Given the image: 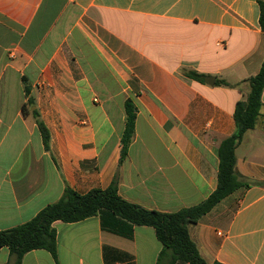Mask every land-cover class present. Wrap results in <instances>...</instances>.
Returning a JSON list of instances; mask_svg holds the SVG:
<instances>
[{"label":"crops","instance_id":"obj_1","mask_svg":"<svg viewBox=\"0 0 264 264\" xmlns=\"http://www.w3.org/2000/svg\"><path fill=\"white\" fill-rule=\"evenodd\" d=\"M260 1L0 0V231L33 219L66 188L84 195L116 175L119 195L146 209L173 213L206 200L218 187L220 146L236 132L237 102L264 61ZM129 98L135 134L121 161ZM261 101L236 149L246 185L188 225L208 264H264V89ZM53 227L56 256L32 250L21 264L171 260L153 227L108 210ZM13 260L3 247L0 264Z\"/></svg>","mask_w":264,"mask_h":264},{"label":"trees","instance_id":"obj_2","mask_svg":"<svg viewBox=\"0 0 264 264\" xmlns=\"http://www.w3.org/2000/svg\"><path fill=\"white\" fill-rule=\"evenodd\" d=\"M259 6V23L264 32V0L259 2ZM184 73L191 79L205 80L204 75L195 71L189 70ZM247 82L250 87L249 92L245 99L237 102L234 113L236 132L225 139L220 146L218 187L206 200L173 213L146 209L128 202L119 195L116 175L108 188L95 189L84 195L66 188L58 201L46 206L33 219L0 231V250L3 247L10 249L14 259L13 264H21L26 253L37 249H45L56 256V231L53 227L55 221L78 222L97 215L102 210H108L134 225L153 227L157 238L163 245L161 257L167 252L171 253V260L168 264H175L178 261L189 264H208L201 257L196 244L190 237L188 225L197 223L223 198L237 188L246 185L235 168L236 149L245 133L255 127L260 116L263 106L261 95L264 89V61L258 74L247 79ZM25 94L29 96L27 85H25ZM32 104L33 100L29 97L27 103L23 105V111ZM125 112V129L121 138V161L127 156L135 134L137 108L130 98L125 102ZM33 115L44 144L48 147L49 131L36 110L33 111ZM159 264H162L161 259H159Z\"/></svg>","mask_w":264,"mask_h":264},{"label":"water","instance_id":"obj_3","mask_svg":"<svg viewBox=\"0 0 264 264\" xmlns=\"http://www.w3.org/2000/svg\"><path fill=\"white\" fill-rule=\"evenodd\" d=\"M208 82H210V84H214V78L213 77H209L207 79Z\"/></svg>","mask_w":264,"mask_h":264}]
</instances>
